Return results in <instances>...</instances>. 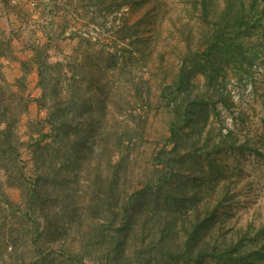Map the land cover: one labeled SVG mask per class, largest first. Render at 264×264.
Returning a JSON list of instances; mask_svg holds the SVG:
<instances>
[{"label": "trees", "instance_id": "obj_1", "mask_svg": "<svg viewBox=\"0 0 264 264\" xmlns=\"http://www.w3.org/2000/svg\"><path fill=\"white\" fill-rule=\"evenodd\" d=\"M113 1L115 12L121 11L124 6L131 7V11L151 7L142 21L130 24L125 18L119 28V33H123L119 36L121 42L130 40L131 45H136L141 24L156 27V18L160 21H157V26L163 27L162 14L168 6L165 0ZM187 3L190 4L188 7L200 13L198 18L202 28L198 32L197 46L195 42L191 44L193 37L196 40L193 29L181 32L180 36L186 40L187 54L180 60V66L173 75L169 77L171 69L164 64L162 53H159L160 58L152 56L146 43L143 49L136 48L140 59H149L156 66L155 70L164 75L161 80H155V87L167 100L171 120L166 127L167 147L152 156V175H145L142 188L128 196L121 209L117 206L123 200V194L116 183L100 192L103 196L99 206L92 199L90 206L79 211L71 207L72 202H67L63 209L56 212L49 204L51 191L47 185L52 184L51 178L54 185L62 186L61 182L65 179L61 174L64 170L67 174L77 169L74 173L78 175L86 153L99 152L98 145L94 147L90 143L87 148L85 143L98 135L99 129L93 125L80 128L78 123L76 126L68 123L69 119L76 121L78 112L86 109L83 104L80 106L82 100L78 97L83 89L77 76L65 75L66 65L63 62L54 64L47 56L44 57L46 48L37 49L35 53L39 87L42 89V97L35 101L49 114L45 120L28 124L26 136L36 141L29 148L37 180L30 185L25 182L27 173L22 148L27 142L20 128L34 100L27 94L28 72L25 71L14 83L1 73V60L11 51V39L0 47V253L7 256L5 264H57L59 260L89 264L98 258L100 251H103L102 259L113 264H127L130 258L137 264H264V227L252 233L251 229H236L235 225L230 226L226 222L232 216L231 209L234 207L230 181L227 180L222 187L216 184L207 186L204 191L201 188L195 190L199 187L195 181L192 186L188 182L184 185L185 175L190 169L183 166L184 160L195 153L196 145L191 142V134L202 135L206 129L203 122L206 123L205 112L210 104L206 99L227 103L224 92H221V83L230 72L237 75L242 71L249 73L258 60L264 58V0H188ZM112 53L108 55L111 66L115 67V54ZM130 53L129 58L132 59L135 53ZM23 65L26 67V63L23 62ZM53 69L57 70V74L52 78ZM198 75L205 79V90L196 92L194 81ZM106 88L103 84L99 86L102 92ZM64 91L70 97L65 98ZM152 97L153 93L149 94L143 106L152 105ZM67 99L75 107L77 105L71 118L62 109L68 103ZM50 102L52 107L47 106ZM207 129L212 132V129ZM139 131L144 134L146 127H137V134ZM126 133L127 130H124ZM103 134H100L101 138L106 141L113 133ZM210 138L208 136L203 146L209 151L208 155L211 150L223 148H210ZM72 139L75 143L70 152L72 163L55 170L53 162L69 153L65 148L69 142L73 143ZM229 147L230 151L234 149L233 145ZM86 148L88 151H85ZM128 157L122 156L114 169L122 171L125 165H129ZM160 172L158 180L162 184L155 181L156 174ZM175 180L179 182L175 184ZM6 186L20 191L23 203L11 200L5 192ZM17 206H23L28 216L33 218L34 229L27 234L21 228L23 217L14 212ZM100 206L105 214L113 218L109 229L106 224L96 221L95 212ZM120 214L122 224L114 229ZM77 215H80L78 220ZM85 218L89 222L85 223ZM11 219L16 221H12L13 226L8 225ZM70 230L78 235V239L74 240L78 243L70 241ZM20 237L27 242L25 248L32 249L30 252H21ZM148 239L150 241L146 244ZM10 248L12 251H9Z\"/></svg>", "mask_w": 264, "mask_h": 264}, {"label": "rangeland", "instance_id": "obj_2", "mask_svg": "<svg viewBox=\"0 0 264 264\" xmlns=\"http://www.w3.org/2000/svg\"><path fill=\"white\" fill-rule=\"evenodd\" d=\"M187 1L165 0L168 6L162 14L163 27L157 26V21L160 22L157 18L156 27L141 24L139 41L136 45H131L130 40L121 42L119 39L120 35L123 36V33H119L120 26L125 18H128L130 24L142 21L151 7L131 11V7L124 6L121 11L115 12L113 0H0V47L2 48L8 39L12 42L10 53L1 60V73L9 82L14 83L25 71L28 72L27 94L34 100L20 128V133L27 142L22 148L27 173L25 182L30 185L37 180L31 153V145H35L36 141L26 136L28 124L45 120L49 114L45 107L35 101L42 97L35 55L37 49L46 48L43 50L44 57L47 56L54 64L63 62L66 65L65 75H75L80 81L83 90L78 93V97L82 100L80 106L83 104L86 109L84 112H78L76 121L69 119L68 123L74 126L78 123L80 128L93 125L99 129L98 135L85 142L87 148L90 143L94 144V147L98 145L99 152L86 153L78 175L74 173L77 169L67 174L64 170L61 174L65 179V182H61L62 186L54 185L52 178V184L47 185L49 192L51 191L49 204L56 212L63 209L67 202H72L71 207L74 206L79 211L90 206L92 199L97 201L99 206L103 196L100 192L103 193L105 189L113 186V183L122 189L123 200L117 206V209H121L128 196L142 188L145 175H152V156L168 145L166 127L171 120V111L167 100L161 97L155 87V80H161L163 73L155 70L156 66L149 59H140L136 48L143 49L146 43L151 48L152 56L160 58L159 53H162L164 64L171 69L169 77L173 75L180 60L187 54L186 40L180 36L181 32L193 29L196 40L194 41L193 37L191 44L195 42L197 46L200 38L198 32L202 28L198 18L200 13L188 7L190 4ZM131 51L135 53L132 59L129 58ZM109 52L115 54V67L111 66ZM51 74L53 78L57 70H51ZM149 80L151 82H148ZM204 81L202 75L196 77V92L205 90ZM101 84L107 86L104 92L99 90ZM221 85V92H224L227 103L219 99H206L210 103L207 111H204L207 115L206 123L203 122L206 129L202 135L190 136L196 149L195 153L183 162V166L186 165L185 167L190 169L185 175L184 185L188 182L192 186L195 181L199 186L195 190L201 188L204 191L207 186L220 184L222 187L227 180L230 181L234 207L231 209L232 216L226 222L230 226L235 225L236 229H251L252 233H256L264 227V58L258 60L249 73L242 71L237 75L230 72ZM151 93L152 105L143 106V102ZM64 97L70 96L64 91ZM67 101L62 109L71 118L77 110V105L75 107L69 99ZM52 105L50 102L47 106ZM90 116L92 119L89 120ZM139 126L146 127L144 134L140 131L137 134ZM207 128L212 129V132ZM124 130H127L126 135ZM110 131L113 134L108 140L101 138L100 134ZM208 136L211 137L210 148H223L218 151L211 150L208 155L209 151L203 148ZM73 143L69 142L65 148L69 153L53 162L55 170L72 163L70 152L75 147ZM230 145L234 146L232 151ZM87 148L85 151H88ZM170 148L171 145L168 149ZM124 155L129 156V165H125L122 171H116L114 166ZM161 174L160 172L155 176L158 184L161 183ZM215 175L218 177H213ZM177 182L179 181L175 180L174 183ZM5 192L14 202L23 203L21 193L17 189L6 186ZM14 212L23 217L21 228L25 230L24 234L34 229L33 218L28 216L23 206L15 207ZM79 216L77 215V220ZM95 217L99 224L104 223L109 229L113 218L104 213L102 206L96 210ZM66 220L71 222L67 216ZM116 220L118 223H114V229L121 226L122 214ZM10 221L8 225L13 226L12 221L15 220ZM87 222L88 219L85 223ZM69 233L70 241L78 239L74 231L70 230ZM18 240L21 252L32 250L25 248L27 242L24 239L20 237ZM149 241L148 239L145 243L148 244ZM78 246L80 249V245ZM9 251H12V248ZM103 256V251H100L98 258L89 264H113L107 259H102ZM6 257L0 253V264H5ZM28 261L30 262V259ZM57 264L72 262L59 260ZM127 264L137 263L130 258Z\"/></svg>", "mask_w": 264, "mask_h": 264}]
</instances>
